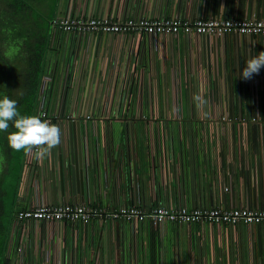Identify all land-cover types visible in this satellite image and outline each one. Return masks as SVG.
I'll use <instances>...</instances> for the list:
<instances>
[{
	"label": "built area",
	"instance_id": "2783aa9c",
	"mask_svg": "<svg viewBox=\"0 0 264 264\" xmlns=\"http://www.w3.org/2000/svg\"><path fill=\"white\" fill-rule=\"evenodd\" d=\"M50 26L52 54L34 115L60 126L66 158L81 123L118 120L132 138L130 123L141 120L153 139L163 118L177 124L188 151L203 158L219 202L146 208L134 201L113 209L61 200L18 207L11 223L21 230L9 232L14 254L26 252L23 234L31 222L264 227V68L249 80L239 75L249 55L264 51V0H69ZM147 141L149 152L154 145ZM24 155L39 164L32 154ZM43 164L37 175L50 178L44 168L48 156ZM247 188L257 196L253 206L244 195ZM225 194L240 200L226 205Z\"/></svg>",
	"mask_w": 264,
	"mask_h": 264
},
{
	"label": "crops",
	"instance_id": "0c3cea01",
	"mask_svg": "<svg viewBox=\"0 0 264 264\" xmlns=\"http://www.w3.org/2000/svg\"><path fill=\"white\" fill-rule=\"evenodd\" d=\"M143 111L151 115L147 108ZM160 120L154 126L153 139L141 120L130 123L132 138L127 137L128 130L118 120L81 123L76 135L86 156L83 158L84 195L77 192L75 196L69 185L68 194L57 190L55 198L50 178L37 175L47 157L38 160L37 165L36 160L25 161L24 155L12 213L18 207L66 198L113 209L134 201L146 208L159 203L216 205L219 197L215 177L210 170L205 172L203 158L188 151L179 137L177 124ZM147 137L150 145H154L149 152ZM156 145L162 146V150L156 149ZM132 146L131 152H124ZM244 195L250 206L255 205L257 196L251 188L245 189ZM221 198L226 205L240 200L238 195L225 194ZM260 200L264 203V188ZM18 230L21 227L14 229L10 222V233L17 235ZM23 235H27L26 252L14 254L8 238L4 264H264V227L260 226L217 228L209 224L163 223L154 229L145 223L132 227L121 221L107 223L93 219L86 226L31 222L25 224ZM11 254L16 257L11 259Z\"/></svg>",
	"mask_w": 264,
	"mask_h": 264
},
{
	"label": "trees",
	"instance_id": "16d2710c",
	"mask_svg": "<svg viewBox=\"0 0 264 264\" xmlns=\"http://www.w3.org/2000/svg\"><path fill=\"white\" fill-rule=\"evenodd\" d=\"M18 11L20 12L18 13ZM27 15V12L17 5V0H0V73L2 77L0 79V84H2L0 98L8 96L17 101L18 111L22 115H34L39 83L48 63L47 51L50 50L49 43L52 30L50 19L41 23V26L36 27V29H31V22H29ZM18 41L22 43L17 44ZM12 45L18 46L20 51L16 56L9 59L5 53ZM12 131L15 129L10 122L8 131L0 132V158L3 159L2 156L4 159L6 158L5 170L10 169L11 163H15L20 155H22L21 163L23 162L24 152H13L9 147L8 134ZM1 194H5L2 183H0V197ZM3 211L4 202L1 197L0 264H4L7 260L4 251L9 238L10 218L13 214L11 211V214L6 216L3 215Z\"/></svg>",
	"mask_w": 264,
	"mask_h": 264
},
{
	"label": "clouds",
	"instance_id": "9594fccd",
	"mask_svg": "<svg viewBox=\"0 0 264 264\" xmlns=\"http://www.w3.org/2000/svg\"><path fill=\"white\" fill-rule=\"evenodd\" d=\"M21 43V41L17 42V44ZM19 51L18 46L12 45L5 55L11 59ZM261 68H264V51L254 56L249 55L239 75L242 79L249 80L253 75L259 74ZM194 99L203 103L198 96ZM42 115H22L18 111L16 100L10 99L8 96L0 98V132H7L11 122L15 131L8 134V142L13 151L32 154L35 159L42 161L51 154L53 149L60 145V126L51 123L47 119H42Z\"/></svg>",
	"mask_w": 264,
	"mask_h": 264
},
{
	"label": "rangeland",
	"instance_id": "374dc122",
	"mask_svg": "<svg viewBox=\"0 0 264 264\" xmlns=\"http://www.w3.org/2000/svg\"><path fill=\"white\" fill-rule=\"evenodd\" d=\"M68 2L69 0H17V5H19L21 9H24L27 12L28 14L27 16L29 18L28 20L29 22H31L30 23L31 29H36V27L41 26V23L43 22L45 23L47 19L51 20L52 16L55 19L62 17L65 11L67 10ZM19 12L20 11H18V13ZM20 17L23 18V16L21 15ZM51 54L52 52L48 51V55L51 56ZM1 78L2 77L0 73V79ZM1 89H2V84H0V90ZM186 104L187 103H185L184 109H186ZM2 157L3 159L0 158V183H2V187L4 188L5 194L3 195L1 194V197H2V201L4 202L3 215L8 216V214H11L12 205L16 197L15 192L17 190V186L20 182L19 180L22 175L24 157H23V162L21 163L22 155H20V157L18 156L16 162L15 163L12 162L11 163L12 165L8 170L4 169L6 166V158L4 159V156ZM165 264L168 263L165 262Z\"/></svg>",
	"mask_w": 264,
	"mask_h": 264
},
{
	"label": "water",
	"instance_id": "95a60500",
	"mask_svg": "<svg viewBox=\"0 0 264 264\" xmlns=\"http://www.w3.org/2000/svg\"><path fill=\"white\" fill-rule=\"evenodd\" d=\"M81 148L80 137L77 135L75 141H72L71 145L68 146V158H66L67 150L63 145L53 149L48 156L49 166L45 165L44 168L47 176L48 174L50 175L51 185H54L52 192L55 198L58 194L57 190L68 194L69 185H71L72 193H75V196H78L77 192L84 195L86 169L83 177V154ZM68 200L66 198V201Z\"/></svg>",
	"mask_w": 264,
	"mask_h": 264
}]
</instances>
